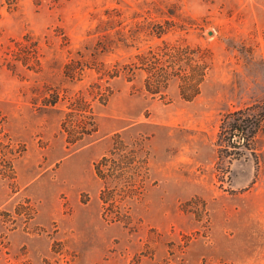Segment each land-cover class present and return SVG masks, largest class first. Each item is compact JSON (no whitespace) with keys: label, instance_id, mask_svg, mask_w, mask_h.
I'll return each mask as SVG.
<instances>
[{"label":"rangeland","instance_id":"rangeland-1","mask_svg":"<svg viewBox=\"0 0 264 264\" xmlns=\"http://www.w3.org/2000/svg\"><path fill=\"white\" fill-rule=\"evenodd\" d=\"M0 264H264V0H0Z\"/></svg>","mask_w":264,"mask_h":264},{"label":"trees","instance_id":"trees-1","mask_svg":"<svg viewBox=\"0 0 264 264\" xmlns=\"http://www.w3.org/2000/svg\"><path fill=\"white\" fill-rule=\"evenodd\" d=\"M112 28V27H111ZM111 28L110 29H108V33L107 34H104L103 35V37H105V40L104 41H102V40H100V39H98L97 41L98 42H96L94 45H93V47L90 49V51H89V54L91 55V56H93V57H95L96 58V55L98 54H102V53H104V52H107V50L108 49H112V47H113V44H119V43H125L126 42V40H125V38H121L122 36H119L118 38H117V41L112 37V36H110L109 34H110V30H111ZM107 29V28H106ZM105 29V30H106ZM107 31V30H106ZM117 33H119V32H116V35H117ZM24 38L26 39V40H28V35H25L24 36ZM116 41V42H115ZM28 43H29V45H33L31 42H29V41H27ZM31 46H30V48H31ZM36 47V46H35ZM83 50H89V47L88 46H84V48H79V49H77L76 51H77V54H78V56L80 57V59H78L77 61H83L84 62V60H82V58L81 57H84V52H83ZM72 63H75V61H73L72 60V62H70V63H67L66 64V68H68L70 65H72ZM67 65H68V67H67ZM53 103V102H52ZM238 125H241V124H238ZM237 125V127L236 128H234L233 127V131L236 129V130H240L241 131V129H240V126H238ZM224 128H226V126H224ZM221 133H223V131L221 132ZM233 134L234 133H231V136H230V140H231V138H234V136H233ZM105 211V210H104Z\"/></svg>","mask_w":264,"mask_h":264}]
</instances>
